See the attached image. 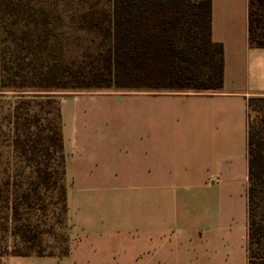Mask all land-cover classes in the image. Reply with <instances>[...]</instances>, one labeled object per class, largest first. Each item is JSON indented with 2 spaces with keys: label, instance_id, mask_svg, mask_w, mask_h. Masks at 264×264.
Instances as JSON below:
<instances>
[{
  "label": "crops",
  "instance_id": "0c3cea01",
  "mask_svg": "<svg viewBox=\"0 0 264 264\" xmlns=\"http://www.w3.org/2000/svg\"><path fill=\"white\" fill-rule=\"evenodd\" d=\"M211 2L223 88L63 98L70 252L9 264H248L249 100L264 99V48L249 40V0Z\"/></svg>",
  "mask_w": 264,
  "mask_h": 264
},
{
  "label": "trees",
  "instance_id": "16d2710c",
  "mask_svg": "<svg viewBox=\"0 0 264 264\" xmlns=\"http://www.w3.org/2000/svg\"><path fill=\"white\" fill-rule=\"evenodd\" d=\"M110 1L109 9L74 14L81 28L99 29L105 44L89 67L82 62L74 68L56 52L55 16L46 0H0V88H223V45L212 40L211 0ZM249 40L264 48V0H249ZM255 102L264 99H250L249 110ZM32 103L54 104L55 111L30 113ZM11 115V146L30 170L7 174L0 185L1 230L16 239L13 257H64L69 247L60 256L43 251L41 230L51 191L57 193L59 224L68 219L61 106L49 96L20 95ZM248 161V264H264V134L252 129L250 116Z\"/></svg>",
  "mask_w": 264,
  "mask_h": 264
},
{
  "label": "rangeland",
  "instance_id": "374dc122",
  "mask_svg": "<svg viewBox=\"0 0 264 264\" xmlns=\"http://www.w3.org/2000/svg\"><path fill=\"white\" fill-rule=\"evenodd\" d=\"M45 1V0H42ZM45 4L50 8L54 17V28L58 37L55 40L56 52L62 56L65 63L72 64L74 68L78 67L80 63L89 67L90 63L99 57V53L105 47L102 42L103 35L96 29L81 28L78 24V18L73 20L74 14L79 12H87L90 10H104L109 9L111 6L110 0H46ZM77 11V12H76ZM109 46V43H106ZM178 92L175 90L159 89V90H128L117 88H103V89H74V88H55V89H3L0 88V185L7 174L13 177L17 170L25 168L30 170L29 163L23 162L13 151L11 146L12 125L11 114L14 106L20 95L33 98L36 95L42 98L52 97L58 104L65 97L75 95H105L112 93H133V92ZM179 92L188 93H204L209 91H196V90H182ZM96 100L97 98L90 99ZM93 101V102H96ZM264 103H252L249 110L250 124L252 129L259 134H264V123L261 122L263 117ZM42 110L45 114L55 111V105L46 104L40 106L37 104L29 105L28 111L30 113ZM20 182V181H19ZM66 184V180H65ZM55 191H51L50 196L52 199L49 201L50 214L49 217L42 221V247L46 254L53 253L55 256H60L67 247L71 246L70 225L67 222L64 226L60 225L58 218V207L54 206L53 202H57ZM0 204V226L5 220V210ZM58 206V205H57ZM13 235L3 232L0 227V264H9L10 260L14 258L11 255V249L17 243ZM10 246L9 253H5V246ZM20 246V245H18ZM24 246V245H23ZM21 247V246H20ZM16 261H12L14 263Z\"/></svg>",
  "mask_w": 264,
  "mask_h": 264
}]
</instances>
